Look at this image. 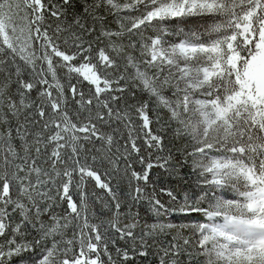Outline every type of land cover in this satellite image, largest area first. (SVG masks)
<instances>
[{"label":"snow or ice","instance_id":"6c2138e0","mask_svg":"<svg viewBox=\"0 0 264 264\" xmlns=\"http://www.w3.org/2000/svg\"><path fill=\"white\" fill-rule=\"evenodd\" d=\"M0 264H264V0H0Z\"/></svg>","mask_w":264,"mask_h":264}]
</instances>
